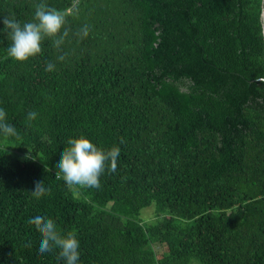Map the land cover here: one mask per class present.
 I'll list each match as a JSON object with an SVG mask.
<instances>
[{"label": "trees", "instance_id": "trees-1", "mask_svg": "<svg viewBox=\"0 0 264 264\" xmlns=\"http://www.w3.org/2000/svg\"><path fill=\"white\" fill-rule=\"evenodd\" d=\"M262 2L0 0V18L33 22L44 3L68 29L19 62L0 24V109L17 132H0V264H65L39 253L38 215L75 234L77 264H264ZM80 136L120 149L99 188L57 178Z\"/></svg>", "mask_w": 264, "mask_h": 264}, {"label": "clouds", "instance_id": "clouds-1", "mask_svg": "<svg viewBox=\"0 0 264 264\" xmlns=\"http://www.w3.org/2000/svg\"><path fill=\"white\" fill-rule=\"evenodd\" d=\"M66 23L65 15L50 8L44 3L36 6L34 21L21 25L14 17L0 18V24L8 30L11 37V45L8 48V56L13 60L23 62L30 57L40 54L42 51L41 42L45 37L53 38L54 46L59 50L68 36V29L64 28ZM64 28L61 35V29ZM81 39L87 37L88 26H84L78 33ZM60 60L64 56L59 57ZM55 65L49 62L45 71H53ZM36 112H29L27 119L35 120ZM0 132L5 137L17 136L16 129L6 122V112L0 109ZM123 142V141H121ZM66 147L60 154L59 162L56 167L58 179H63L69 186L81 187H100V176L105 172L106 166L110 172H115L117 168V159L120 155L119 147L113 146L110 150H103L93 145L88 139L80 136L77 139L68 140ZM47 192L42 181L35 183L31 193L40 198ZM29 224L34 225L36 230L41 234L39 253L41 255L58 248V260H63L65 264H77L79 260V241L73 232L61 235L57 231L53 220L35 216L30 218Z\"/></svg>", "mask_w": 264, "mask_h": 264}, {"label": "rangeland", "instance_id": "rangeland-1", "mask_svg": "<svg viewBox=\"0 0 264 264\" xmlns=\"http://www.w3.org/2000/svg\"><path fill=\"white\" fill-rule=\"evenodd\" d=\"M155 204H151V206L144 208L140 211V217L143 219V223L147 225L153 224V222L157 221L155 218Z\"/></svg>", "mask_w": 264, "mask_h": 264}, {"label": "water", "instance_id": "water-1", "mask_svg": "<svg viewBox=\"0 0 264 264\" xmlns=\"http://www.w3.org/2000/svg\"><path fill=\"white\" fill-rule=\"evenodd\" d=\"M261 22H262V34H263V38H264V0L262 2ZM260 81L264 82V78L260 79Z\"/></svg>", "mask_w": 264, "mask_h": 264}]
</instances>
